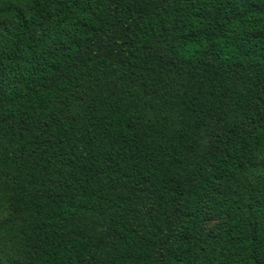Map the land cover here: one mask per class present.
Instances as JSON below:
<instances>
[{"label":"trees","instance_id":"trees-1","mask_svg":"<svg viewBox=\"0 0 264 264\" xmlns=\"http://www.w3.org/2000/svg\"><path fill=\"white\" fill-rule=\"evenodd\" d=\"M0 264H264V0H0Z\"/></svg>","mask_w":264,"mask_h":264}]
</instances>
